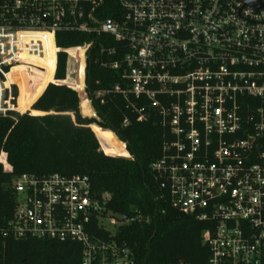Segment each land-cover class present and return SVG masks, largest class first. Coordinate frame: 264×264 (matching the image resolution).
<instances>
[{"label": "built area", "instance_id": "1", "mask_svg": "<svg viewBox=\"0 0 264 264\" xmlns=\"http://www.w3.org/2000/svg\"><path fill=\"white\" fill-rule=\"evenodd\" d=\"M102 2L0 0V115L26 112L14 74L46 70L32 58L54 62L50 83L75 87L56 78L58 55L79 63L93 43L63 48L60 32L105 35L102 66L126 83L97 97L121 93L140 121L169 128L152 171L163 199L207 224L204 264H264V0H119L121 19L99 18ZM0 162L11 169L4 152ZM14 189L4 235L78 242L82 264H136L117 232L143 215L109 210L87 175L23 173Z\"/></svg>", "mask_w": 264, "mask_h": 264}, {"label": "trees", "instance_id": "2", "mask_svg": "<svg viewBox=\"0 0 264 264\" xmlns=\"http://www.w3.org/2000/svg\"><path fill=\"white\" fill-rule=\"evenodd\" d=\"M97 15L121 19L119 0H103ZM105 38L76 31L58 34L63 48L93 43L87 54L85 94L97 117L83 114L81 102L86 98H81L77 88L50 83L55 80L53 61L49 69L40 70L48 71L49 79L29 102V110L0 115V154H6L11 166L6 170L0 162V264H82L83 247L78 242L4 235L16 208L14 182L23 173L87 175L96 197L110 196L109 210L142 214L143 221L124 225L117 232L118 241L130 247L136 264H204L208 259L209 248L202 239L207 224L163 199L152 171L153 162L171 141L169 128L157 118L140 121L121 93L97 97L100 90L126 83L120 70L102 66L110 59L101 52ZM73 64L67 53H59L56 78L70 82ZM115 138L124 148L120 152L115 150L121 148ZM94 231L108 235L102 229Z\"/></svg>", "mask_w": 264, "mask_h": 264}, {"label": "rangeland", "instance_id": "3", "mask_svg": "<svg viewBox=\"0 0 264 264\" xmlns=\"http://www.w3.org/2000/svg\"><path fill=\"white\" fill-rule=\"evenodd\" d=\"M71 71H72L73 74H72V77L70 79L71 80L70 83L77 88L78 87V82H79V77H78L79 63L78 62L74 61V64H73V67H72ZM27 80L28 81L26 82V89L22 93V104H21V106L23 107L21 109H26V111L29 110L28 109L29 102L31 100H33L38 95V93L40 92L42 86L45 83V79H41V78L32 76V74H29L27 76ZM79 93L81 94V98L82 99L86 98V100H88L85 92H80L79 91ZM84 101L81 102V107H82L83 114L84 115L88 114L86 116H90L89 113H94L93 109H91L90 107H87V106H83ZM115 140L119 144V142H118V140L116 138H115ZM120 147H121V145H120ZM121 149L123 150L124 148L121 147L118 150H117V148H115L116 152L122 151Z\"/></svg>", "mask_w": 264, "mask_h": 264}, {"label": "bare ground", "instance_id": "4", "mask_svg": "<svg viewBox=\"0 0 264 264\" xmlns=\"http://www.w3.org/2000/svg\"><path fill=\"white\" fill-rule=\"evenodd\" d=\"M33 61L38 62L41 65H44L47 69L50 68L51 66V59L48 60H38L36 58H32ZM29 74H32V76L41 78V79H45V81H47L49 79V72H42L39 69L32 67V66H23V67H19L17 73L14 74V77L16 79V81L19 83L21 89H22V93L25 91L26 89V82L27 80V76ZM84 101V100H83ZM23 108L22 106L20 107V109ZM94 113H89V115H92ZM88 115V114H86Z\"/></svg>", "mask_w": 264, "mask_h": 264}, {"label": "water", "instance_id": "5", "mask_svg": "<svg viewBox=\"0 0 264 264\" xmlns=\"http://www.w3.org/2000/svg\"><path fill=\"white\" fill-rule=\"evenodd\" d=\"M87 52H88V48H81L79 51V73H78V77H79V91L80 92H85L86 87H87ZM83 106H87L90 107L91 109L93 108L91 105V101L85 100ZM82 109V107H81ZM83 112V111H82ZM91 117H97L96 113L94 112V114L90 115Z\"/></svg>", "mask_w": 264, "mask_h": 264}]
</instances>
